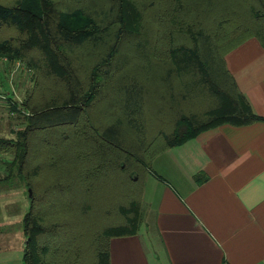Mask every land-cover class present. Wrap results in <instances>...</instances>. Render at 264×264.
Wrapping results in <instances>:
<instances>
[{"label": "trees", "instance_id": "16d2710c", "mask_svg": "<svg viewBox=\"0 0 264 264\" xmlns=\"http://www.w3.org/2000/svg\"><path fill=\"white\" fill-rule=\"evenodd\" d=\"M251 39L264 47V0H0V59L35 79L24 130L0 138L6 179L33 191L22 263L110 264L158 155L263 121L226 65Z\"/></svg>", "mask_w": 264, "mask_h": 264}, {"label": "crops", "instance_id": "0c3cea01", "mask_svg": "<svg viewBox=\"0 0 264 264\" xmlns=\"http://www.w3.org/2000/svg\"><path fill=\"white\" fill-rule=\"evenodd\" d=\"M16 65L0 59V79ZM226 65L264 118V47L251 39ZM142 202L139 233L111 240L110 264H264V120L225 124L158 155Z\"/></svg>", "mask_w": 264, "mask_h": 264}, {"label": "rangeland", "instance_id": "374dc122", "mask_svg": "<svg viewBox=\"0 0 264 264\" xmlns=\"http://www.w3.org/2000/svg\"><path fill=\"white\" fill-rule=\"evenodd\" d=\"M34 86L32 72L21 64L10 68V72L0 79V96L4 97L0 99L3 102H0L1 139L15 140L16 133L24 130L29 112L23 109L22 104L32 94ZM38 100L39 98L34 102L37 103ZM9 101L15 102L18 109L20 108L19 111H13ZM48 138L46 136V139ZM33 154L35 156L34 152ZM13 157L14 152L0 151V264L22 263L23 254L20 255L19 251L26 240L20 221L28 211L30 197L33 196L32 189L16 173L12 174L11 180L6 179L10 174L8 164L12 162ZM85 232L89 234L88 231Z\"/></svg>", "mask_w": 264, "mask_h": 264}, {"label": "water", "instance_id": "95a60500", "mask_svg": "<svg viewBox=\"0 0 264 264\" xmlns=\"http://www.w3.org/2000/svg\"><path fill=\"white\" fill-rule=\"evenodd\" d=\"M30 196H31V192H30ZM25 244H26V242H25Z\"/></svg>", "mask_w": 264, "mask_h": 264}]
</instances>
